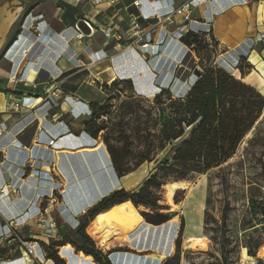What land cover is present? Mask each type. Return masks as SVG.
<instances>
[{"label": "crops", "instance_id": "1", "mask_svg": "<svg viewBox=\"0 0 264 264\" xmlns=\"http://www.w3.org/2000/svg\"><path fill=\"white\" fill-rule=\"evenodd\" d=\"M138 1L141 7L135 6ZM218 1L213 0L212 7L194 8L193 18L204 22ZM170 2L33 0L31 5L15 10L21 8L14 22L17 27L13 42L0 59V217L3 223L16 221L18 232L38 240L44 247V257L54 238L34 227L32 217L45 205L46 195L54 191L60 197L52 211L60 230L69 234L107 194L127 190L122 180L137 172L118 178L103 138L88 134L85 123L91 117V105L106 101L105 85L129 81L137 96L150 100L164 89L156 83L155 72L161 62L156 65L148 55L143 58L137 46L127 48L130 43L125 33L117 44L105 31L113 24L125 28L137 19L159 44L161 34L170 33L176 26L151 30L147 19L153 8L165 9ZM253 3L254 18L246 20L236 14L234 9L244 6L230 7L215 20L212 32L231 50L229 54L239 59L238 64L240 57L247 59L251 70L242 76L237 68L235 77L264 98V0ZM81 20L90 25V35L78 30ZM176 22L180 23L181 18L177 17ZM250 32L253 34L248 35ZM79 34L84 37L78 38ZM7 37L2 48L7 45ZM17 45L15 59L8 58L10 49ZM164 57L163 53L161 61ZM54 87L62 90L61 99L47 94ZM191 87L184 85L178 97H185ZM13 101H19L22 107L10 109ZM41 132L54 141L53 146L37 141ZM143 183L127 191L138 190ZM6 230L0 226V235ZM6 255L7 251L0 248V256Z\"/></svg>", "mask_w": 264, "mask_h": 264}, {"label": "trees", "instance_id": "2", "mask_svg": "<svg viewBox=\"0 0 264 264\" xmlns=\"http://www.w3.org/2000/svg\"><path fill=\"white\" fill-rule=\"evenodd\" d=\"M207 32L214 41L212 30L205 27L204 23L186 33L180 41L186 47L192 48L198 58H201L199 48H209L213 55H217L219 52L217 47L209 45L206 41ZM12 42L13 40H10L7 46ZM237 68L242 76L251 70L244 56L240 57ZM233 70L231 64L222 59L216 60L204 66L200 77L185 97L174 98L170 89H162L152 102H145L148 107L145 111V124H148L145 138L139 137L141 129L136 127L134 128L135 139L130 141L129 137L124 138L126 144L120 147L119 142L122 139L113 140L106 134L103 141L118 178L138 171L145 163L154 162L156 167L138 190L119 189L99 201L82 218L78 229L71 231L70 236L60 230L62 239L53 241V246L49 248V258H45L40 252L43 262L53 260L55 264H67L66 260L58 255L55 247L71 244L78 253L83 252L91 256L96 264H112L109 254L114 251L106 255L95 248L86 233L92 221L101 217L110 219L119 209L137 210L144 207L157 215L153 217L148 213H142V217L151 225L160 226L171 220L169 216L161 212L168 207L159 203L163 188L168 182L192 180L195 175L206 174L214 168H219L235 156L240 144L261 117L264 110V98L255 89L237 79L233 75ZM123 84H128L133 89L132 82L129 81H116L111 88L116 89ZM104 87L110 89L108 85ZM119 99L120 93L107 98L104 103L91 105L92 114L85 123V131L93 138H98L101 132L108 130L109 122L113 117L111 102ZM128 106L131 112H134L131 104ZM105 117H109V120L101 121ZM113 127L114 130L124 131L121 123ZM185 137L182 143H177ZM113 141L115 143H112ZM136 143L140 144L144 150L134 153L133 147ZM168 148L170 149L167 150ZM164 152H166L165 156L159 160L158 157ZM179 192L175 195L176 204L179 203L177 198ZM184 230L183 220L176 252L162 264H182ZM73 237L75 240H72ZM220 246L222 251L226 249L225 242ZM260 248L259 246L256 251L250 250L249 255L256 257ZM188 253L194 254L191 251ZM222 256L224 261L217 259V264H229L227 255L222 253ZM258 262L264 264L261 259Z\"/></svg>", "mask_w": 264, "mask_h": 264}, {"label": "rangeland", "instance_id": "3", "mask_svg": "<svg viewBox=\"0 0 264 264\" xmlns=\"http://www.w3.org/2000/svg\"><path fill=\"white\" fill-rule=\"evenodd\" d=\"M32 2L33 0H0V22L16 8L26 4L31 5ZM172 2L178 4L179 0H173ZM253 4V0H219L214 2L215 10L210 9V12L205 15L206 20L209 15L211 22L204 24V26L212 30L215 20L220 18L219 16L225 15L230 7L248 6L251 8ZM195 21L196 23L190 25V29H196L201 23H204L200 22L202 20L199 18ZM169 32L174 33L176 30L171 29ZM252 32L248 35L254 33ZM6 37L0 50L6 41ZM182 37L183 35L180 33L171 35L162 33L158 42L159 48L165 54V57L156 69V83L163 86L164 89H170L174 98H179L178 92L184 85L188 87L196 83L198 79L194 75L196 71L203 72L204 66L216 60L222 59L231 64L234 69L233 75H236L235 69L240 64V62L238 64L239 59L234 55L231 56L229 54L231 50L224 46L216 36H214L215 40L212 41L209 32H207L206 41L209 45L217 47L218 54L213 55L209 48H199L201 58H198L192 48H188L181 43L180 39ZM6 47L4 46V50L0 51V59L4 56ZM9 69L10 65L7 66V72ZM111 86L109 90L103 86L106 99L119 95V93L120 99L111 102L113 105L112 121L109 122L108 130L101 132L99 136L103 140L106 134L112 137L113 140L122 139L119 143L120 147H123L126 144L124 138L129 137L130 141L135 139L134 128L136 127L141 129L139 137L145 138V130L148 126V124H145V111L148 108L145 102H152L154 99L150 100L137 96L128 84H123L116 89L111 88ZM139 100L143 102L139 103ZM129 104H131L134 112H131ZM108 120L109 117H105L101 121ZM119 123L124 126V131H121L122 129L114 130L113 125ZM185 139L186 137L177 143H182ZM112 143H115V141ZM133 149L134 153L144 150L137 143ZM165 154L166 152L162 153L158 159L161 160ZM155 167L154 162L143 164L136 173L122 180L124 188L127 190L136 189L150 176ZM170 183L172 181L168 182L167 185ZM186 183L188 188L179 192L178 204L175 202V195L178 191L172 197L173 204H171L167 199L166 187L163 188L162 198L159 202L161 205L168 207V209L161 212L169 216L171 220L176 219L178 221L175 250L172 256L176 252L177 241L184 220L182 264H217V259L224 261L222 253L227 255L229 264H259V259L264 263V110L254 128L244 138L235 156L230 161L219 168L210 170L206 174L195 175L192 180L186 181ZM56 202L57 204L60 202L58 195H56ZM174 205L176 206L174 207ZM128 206L133 207L131 204H128ZM137 210L140 214L148 213L153 217L157 215L144 207L137 208ZM52 218L57 225V235L53 236L54 240L52 236L48 235V237L53 241H60L63 235H60V226L53 213ZM99 219L96 218L92 221L86 231L95 248L103 251L106 255L111 251H131L129 248L130 241L116 242L108 248H101L98 238L93 233L95 227L98 226ZM70 234L67 233L66 235L70 236ZM25 238L27 237L25 236ZM72 240H75V237ZM224 242L226 243V249L222 251L220 244ZM78 245L81 244L78 243ZM52 246L51 243L50 247ZM259 246L261 248L257 252V256H250L249 251H256ZM43 248L40 244L39 251L41 252ZM58 248L55 247V250L58 251ZM244 249L247 253L245 257L242 253ZM188 251L194 254H190ZM200 252L208 254L199 255ZM49 255L50 252H47L45 257L49 258ZM38 257L41 261L40 264H43L40 254Z\"/></svg>", "mask_w": 264, "mask_h": 264}, {"label": "bare ground", "instance_id": "4", "mask_svg": "<svg viewBox=\"0 0 264 264\" xmlns=\"http://www.w3.org/2000/svg\"><path fill=\"white\" fill-rule=\"evenodd\" d=\"M234 11L246 20L253 18L254 11L248 6L236 7ZM19 13H21V8L15 13L8 14L0 22V47ZM18 51L19 46H13L8 53V58L15 59ZM165 187L168 202L173 204L172 197L176 190L187 189L188 184H169ZM177 232L178 221L176 219L169 220L160 226H154L148 223L136 209H119L110 219L101 217L98 226L93 231L99 240V246L103 249L116 242L130 241L129 248L133 252L114 251L110 253L109 260L112 264H161L172 256ZM39 250L40 248L36 250L37 257L40 254ZM242 253L244 257L247 256L245 249ZM58 255L65 259L67 264H96L91 256L83 252L78 253L70 244L58 248ZM27 261L28 259L20 258L7 264H27ZM43 264L55 263L53 260H47Z\"/></svg>", "mask_w": 264, "mask_h": 264}, {"label": "built area", "instance_id": "5", "mask_svg": "<svg viewBox=\"0 0 264 264\" xmlns=\"http://www.w3.org/2000/svg\"><path fill=\"white\" fill-rule=\"evenodd\" d=\"M161 1V0H154ZM173 1V0H172ZM181 4H176L170 2L171 4L166 6L165 9L153 8L152 14L147 19L148 26L150 29H157L158 27L176 26V32L168 33L171 34H184L193 30L190 29V25L196 23L193 18V9L199 7V5H205L207 8L212 7L213 0H181ZM98 4L99 1H96ZM136 7H141V1L135 3ZM181 18V22L177 23L176 19ZM211 19L204 21V24H209ZM90 26V25H89ZM122 33L127 36V41L130 43L127 48L137 46L138 50L141 52L142 57L145 58L146 55L150 57L151 61L157 64L161 62L163 52L159 48V44L154 43V40L148 36V32L143 29L137 19H134L132 23L126 25L125 28H121L117 24L109 26L105 35L107 37H112L115 43H120L122 41ZM83 34H79L78 38H83ZM117 48V47H116ZM49 97L54 99H61L63 97L62 90L59 87H54L51 91H48ZM12 98V96H11ZM22 104L19 101H13L9 103L10 109L21 108ZM39 143H46L48 146H53L54 141L50 140L44 132H41L37 137ZM4 189L1 193H4ZM59 193V192H58ZM57 193V194H58ZM61 193H59L60 195ZM46 203L40 209V211L32 217L33 226L42 230V232L49 234L51 236L57 235V225L52 218V208L57 205L56 202V192H50L45 197ZM0 226H4L7 230L0 235V248L3 251H7V255L0 256V264H7L11 258L18 254L19 257L12 259L13 261L24 258L28 259L27 264H40L41 261L36 256V250L40 248V243L38 240L32 238H25L20 232H18V224L16 221L6 220L2 221L0 217ZM32 226V227H33Z\"/></svg>", "mask_w": 264, "mask_h": 264}, {"label": "water", "instance_id": "6", "mask_svg": "<svg viewBox=\"0 0 264 264\" xmlns=\"http://www.w3.org/2000/svg\"><path fill=\"white\" fill-rule=\"evenodd\" d=\"M253 1H258V0H253ZM77 27H78V30L80 31V32H82L83 34H85V35H90L91 34V29H90V26H89V24L86 22V21H84V20H81V21H79V23H78V25H77ZM11 30V29H10ZM12 44V43H11ZM10 44V45H11ZM10 47V46H9ZM194 75H195V77L196 78H199L200 77V72L199 71H196L195 73H194ZM180 183H186V182H172V183H170V185H173V184H180ZM169 185V184H168ZM186 189H177L176 190V192L177 191H185ZM175 192V193H176ZM61 247V246H60Z\"/></svg>", "mask_w": 264, "mask_h": 264}, {"label": "flooded vegetation", "instance_id": "7", "mask_svg": "<svg viewBox=\"0 0 264 264\" xmlns=\"http://www.w3.org/2000/svg\"><path fill=\"white\" fill-rule=\"evenodd\" d=\"M15 31H16V28H15V24H14V27H12L11 30L9 31V33H8V36H9L8 39H9V40H13L14 35H15ZM10 38H11V39H10ZM9 40H8L7 44L10 42ZM6 46H7V45H6ZM3 48H4V47H3ZM3 48H2V50H4Z\"/></svg>", "mask_w": 264, "mask_h": 264}]
</instances>
